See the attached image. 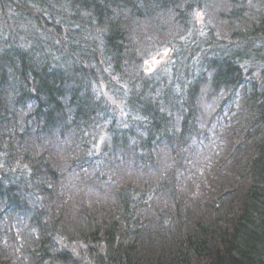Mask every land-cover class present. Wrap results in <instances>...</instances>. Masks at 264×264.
I'll use <instances>...</instances> for the list:
<instances>
[{"label":"trees","instance_id":"trees-1","mask_svg":"<svg viewBox=\"0 0 264 264\" xmlns=\"http://www.w3.org/2000/svg\"><path fill=\"white\" fill-rule=\"evenodd\" d=\"M0 264H264V0H0Z\"/></svg>","mask_w":264,"mask_h":264},{"label":"rangeland","instance_id":"rangeland-1","mask_svg":"<svg viewBox=\"0 0 264 264\" xmlns=\"http://www.w3.org/2000/svg\"><path fill=\"white\" fill-rule=\"evenodd\" d=\"M160 61H161V58L160 57H156L154 60H152V62L150 61V62H147V67L148 68H155V67H158V63H160ZM160 66V65H159ZM203 160H206L205 158L203 159ZM207 162V161H206ZM205 163V162H204ZM204 163H201V164H199V168L201 169V166H203L204 165ZM199 169V170H200ZM193 188V187H192Z\"/></svg>","mask_w":264,"mask_h":264}]
</instances>
